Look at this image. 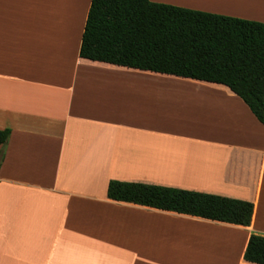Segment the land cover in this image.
<instances>
[{"label": "crops", "instance_id": "0c3cea01", "mask_svg": "<svg viewBox=\"0 0 264 264\" xmlns=\"http://www.w3.org/2000/svg\"><path fill=\"white\" fill-rule=\"evenodd\" d=\"M92 0H0V264H257L264 124L227 85L82 58ZM264 22V0H151ZM250 201L248 226L108 197Z\"/></svg>", "mask_w": 264, "mask_h": 264}, {"label": "trees", "instance_id": "16d2710c", "mask_svg": "<svg viewBox=\"0 0 264 264\" xmlns=\"http://www.w3.org/2000/svg\"><path fill=\"white\" fill-rule=\"evenodd\" d=\"M80 55L225 84L264 124V22L151 0H92ZM10 133L0 130V146ZM108 197L245 226L254 213L250 201L142 182L112 180ZM245 259L264 264V236L251 235Z\"/></svg>", "mask_w": 264, "mask_h": 264}]
</instances>
